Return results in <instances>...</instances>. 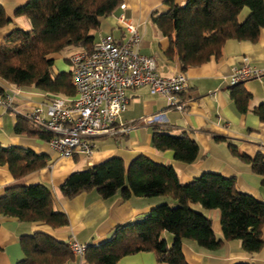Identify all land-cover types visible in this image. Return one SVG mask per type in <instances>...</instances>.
<instances>
[{
  "label": "trees",
  "instance_id": "obj_1",
  "mask_svg": "<svg viewBox=\"0 0 264 264\" xmlns=\"http://www.w3.org/2000/svg\"><path fill=\"white\" fill-rule=\"evenodd\" d=\"M122 4L123 0H29L16 11V17H26L31 30L18 29L0 39V80L48 95L73 96L70 72L56 73L53 56L68 47L92 51L91 31L98 30L101 20L113 15ZM165 5L168 9L162 13L155 11L152 21L169 41L166 55H177L182 71L220 58L228 40L257 42L264 29V0H188L184 6L166 0ZM244 8L250 14L240 22ZM11 21L0 4V29ZM242 86H232L231 96L238 111L247 113L253 97ZM4 93L0 83V94ZM252 111L264 122V103ZM15 132L47 142L53 137L34 128L21 115ZM152 146L158 151H173L177 161L187 164L201 155L199 144L186 131L175 134L166 127L153 128ZM233 152L252 162L253 170L264 177L262 156L252 159L235 147ZM47 159L30 149L0 144V166H7L17 180L45 167ZM91 191H97L105 200L120 194L125 200L169 197L176 204L158 206L140 221L118 226L109 240L88 246L82 257L86 264H117L121 258L141 252L155 253L159 263L188 264L183 254L185 240L208 251H216L231 240H240L249 253L264 247V202L239 191L233 177L203 173L190 184L182 185L171 165L158 164L145 156L127 165L114 157L87 170L74 171L59 188L66 199ZM194 205L221 211L223 239L216 237L212 220ZM1 216L52 227L69 223L66 214L54 210L53 191L42 184L6 188L0 198ZM165 233L173 236L171 245L163 236ZM21 246L24 260L18 264H65L75 256L70 244L44 233L23 236Z\"/></svg>",
  "mask_w": 264,
  "mask_h": 264
},
{
  "label": "crops",
  "instance_id": "obj_2",
  "mask_svg": "<svg viewBox=\"0 0 264 264\" xmlns=\"http://www.w3.org/2000/svg\"><path fill=\"white\" fill-rule=\"evenodd\" d=\"M165 1L123 0L126 9L119 7L113 15L103 18L100 28L90 34L94 37L93 47L107 35L117 42L127 41L129 33L119 22V17L124 14L137 27L141 38L139 52L158 59V73L161 76L170 77L181 72L186 74L189 88L180 96L184 107L181 110L171 107L167 99L151 94L148 87L128 90V108L115 124L117 133L92 138L95 147L90 158H64L47 141L16 133L18 116L47 102L48 94L32 87H18L0 80L5 89L18 92L13 108L7 110L0 106V144L4 147L30 149L38 155L48 157L45 167L19 180L7 166H0V198L10 186L42 184L54 193V210L66 214L69 220L67 226L52 227L41 222H22L15 217L1 216L0 264H18L24 260L21 246L23 236L44 233L67 244L78 242L98 246L109 240L118 226L140 221L158 206L176 204L169 197L125 200L120 194L105 200L97 191L86 192L73 199L62 197L59 188L74 171L87 170L114 157L121 158L127 165L139 156H145L158 164L171 165L178 173L182 185L190 184L203 173L233 177L239 191L264 202V177L253 170L252 162L233 152L235 147L249 158L262 156L264 159V122L252 111L264 103V29L257 42L228 40L220 58H212L207 63L182 71L177 55L172 58L166 55L170 47L169 41L152 21L155 11L162 13L168 9ZM187 1L175 0L180 6H184ZM28 2L29 0H0L6 15L12 20L9 25L0 29L1 40L15 30H31L26 17H16V11ZM249 14L250 10L244 8L239 21L243 22ZM80 50L82 49L76 47L66 48L58 54L61 55L59 58L55 57V63L57 60L64 62L68 53L71 55ZM244 60L261 72L259 77L242 83V87L253 97L247 113L238 111L231 96L233 68ZM65 64L66 68L63 66L61 71L55 72H69L68 60ZM155 126L169 128L175 134L186 131L200 146L201 155L198 160L187 164L177 161L173 151L156 150L152 146ZM122 127L129 130L125 132ZM193 207L212 220L216 237L223 239L221 211L206 210L199 205ZM163 236L171 245L173 236L169 233ZM262 237L264 240V229ZM183 254L188 264H264V247L257 253H249L243 249L240 240L225 241L216 251H208L192 240H185ZM65 264L86 263L75 255ZM117 264L166 263H159L153 252H141L125 256Z\"/></svg>",
  "mask_w": 264,
  "mask_h": 264
},
{
  "label": "built area",
  "instance_id": "obj_3",
  "mask_svg": "<svg viewBox=\"0 0 264 264\" xmlns=\"http://www.w3.org/2000/svg\"><path fill=\"white\" fill-rule=\"evenodd\" d=\"M120 8L125 10L126 4ZM119 22L129 33L127 41L117 42L107 35L92 51L82 49L67 58L75 89L73 96L49 94L47 102L21 115L37 130L52 134L49 146L64 158H90L95 147L92 138L117 133L115 124L128 108V90L148 87L151 94L167 99L171 107H184L180 96L189 88L186 74L161 76L158 59L139 52L141 38L137 27L124 14ZM260 75L244 60L233 68L231 85ZM12 91L5 89L0 94V106L7 110L13 108L18 93ZM70 248L82 258L88 245L72 242Z\"/></svg>",
  "mask_w": 264,
  "mask_h": 264
},
{
  "label": "rangeland",
  "instance_id": "obj_4",
  "mask_svg": "<svg viewBox=\"0 0 264 264\" xmlns=\"http://www.w3.org/2000/svg\"><path fill=\"white\" fill-rule=\"evenodd\" d=\"M69 55H70V53H68L67 55H66V57H65V59H63V60H65L66 62H67V60H66V58H68L69 57ZM59 56H61V55H54L53 57H57V58H59ZM64 61V62H65ZM64 62H62V61H60V60H57L56 61V63H55V65H54V71L55 70H62V67L63 66H65L66 64V62L64 63ZM63 64H65V65H63ZM65 68H66V66H65Z\"/></svg>",
  "mask_w": 264,
  "mask_h": 264
}]
</instances>
